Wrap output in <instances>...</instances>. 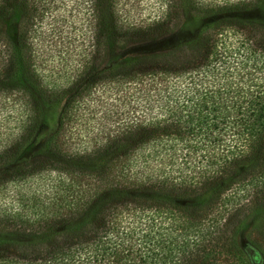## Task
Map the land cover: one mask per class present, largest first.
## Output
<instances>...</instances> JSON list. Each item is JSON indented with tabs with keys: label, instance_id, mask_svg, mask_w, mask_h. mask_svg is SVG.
Instances as JSON below:
<instances>
[{
	"label": "trees",
	"instance_id": "obj_1",
	"mask_svg": "<svg viewBox=\"0 0 264 264\" xmlns=\"http://www.w3.org/2000/svg\"><path fill=\"white\" fill-rule=\"evenodd\" d=\"M0 264H264V0H0Z\"/></svg>",
	"mask_w": 264,
	"mask_h": 264
},
{
	"label": "rangeland",
	"instance_id": "obj_2",
	"mask_svg": "<svg viewBox=\"0 0 264 264\" xmlns=\"http://www.w3.org/2000/svg\"><path fill=\"white\" fill-rule=\"evenodd\" d=\"M128 49H134L135 47L128 46ZM119 55L122 53H118ZM123 54H127V53H123ZM42 118H43V122L48 125L51 126L54 122V119L56 117L57 114V108L55 107H43L42 110ZM251 232H249V227H246L238 236H237V243L239 244V247L243 250L244 253H249V252H255L256 249L254 246L258 245H253L252 240L253 238H251ZM259 248V247H258Z\"/></svg>",
	"mask_w": 264,
	"mask_h": 264
}]
</instances>
